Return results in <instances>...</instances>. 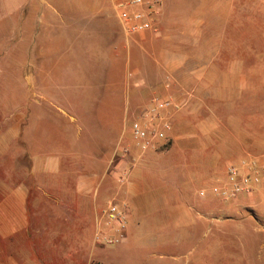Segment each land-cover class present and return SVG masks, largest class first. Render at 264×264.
Segmentation results:
<instances>
[{"label": "crops", "instance_id": "crops-1", "mask_svg": "<svg viewBox=\"0 0 264 264\" xmlns=\"http://www.w3.org/2000/svg\"><path fill=\"white\" fill-rule=\"evenodd\" d=\"M72 1L78 8L79 1ZM92 5L97 15L100 5L96 0ZM38 7L56 13L61 8L57 0H0V27L7 31L0 33V77L23 74L18 87L23 91L22 97L14 94L10 97L9 90H16V86L8 87L7 82L0 92V264H145L141 257L144 250H153L155 242L159 245L156 232L167 236L170 242H164L166 248L175 253L171 257H178L171 260L173 263L163 264H220L225 258L238 261V254L226 253V245L213 240V235L223 234L224 228L202 224L200 219L205 223L209 214L206 200L221 201L212 189L226 186L227 166H239L264 154L244 156L241 148L237 158L224 162L223 145L218 144L216 129L187 128L188 121L201 123L210 115L219 121L217 110L208 109L212 105L214 108L217 102L213 104L205 97L185 93L190 90L189 79L181 77L183 74L195 76L198 70L206 71L208 67L189 71L185 62L171 67L158 66L157 81L144 88L145 91L163 88L165 93L166 89L170 90L172 95L168 92L162 98L178 105L177 109L167 112L172 125L169 133L172 144L165 150L160 149L161 142L153 148L141 149L132 138L130 128L123 124L127 112L134 109L132 95L138 89L134 81L131 87L113 85L112 61H106L113 57L109 50L88 54V57L104 59L103 65L99 60L92 61L89 67H97L100 76L107 73L110 77L107 99L92 98L98 105L93 113L103 116L104 129L96 124L93 127L98 120L89 115L86 120L92 122L94 129L84 140L80 128L72 133L68 126L64 128L57 123L59 129L52 130L48 110L44 109L47 107L41 99L33 102L28 97L32 74L42 75L47 70V75L55 71L64 78L67 73L72 76L80 73V51L48 47L54 42H77L81 21H43L40 13L39 33H32V24L26 19L23 36L28 47L20 54L22 62H18L17 50L14 46L9 48V42L16 38V15L27 10L30 17L31 11ZM113 11L115 14L114 8ZM116 25L120 34L125 35L118 20ZM88 26L86 32L91 37L108 25L95 22ZM37 41L39 49H33L32 44ZM31 54L37 57L36 63ZM118 54L121 59L123 53ZM160 54L164 57L169 52ZM60 85L67 92L59 95V103L68 109H57L73 125L79 117L80 104L67 98L75 93V85L73 81ZM175 89L187 94L186 99L175 98ZM146 106L143 99L139 114ZM208 136L217 138L215 144L203 141ZM200 192H204L203 197ZM254 196L255 193L233 200L253 202ZM111 203L117 204L126 215L125 240L106 246L97 242L96 236L115 235L103 215ZM161 217L165 221L158 231L146 222V218Z\"/></svg>", "mask_w": 264, "mask_h": 264}, {"label": "rangeland", "instance_id": "rangeland-1", "mask_svg": "<svg viewBox=\"0 0 264 264\" xmlns=\"http://www.w3.org/2000/svg\"><path fill=\"white\" fill-rule=\"evenodd\" d=\"M78 1L77 8L75 2L72 5V0H57L61 6L57 13L38 7L33 9L28 17L30 11L21 10L16 15V38L9 42V48L14 46L17 50L16 60L22 62L20 54L22 56L28 47L23 36L26 19L32 24V33H39L40 13L43 14V21H81V36L77 42H54L49 43L48 47L80 51V73L73 76L67 73L64 78L61 73L55 71L49 75L46 74L47 70L43 71L42 75L36 76L34 72L32 74V90L28 91V97L30 96L33 102L35 99H41L44 107H47L44 109L48 110L46 114L52 130L59 129L57 123L63 124L64 128L68 126L72 133L80 128L81 138L84 140L95 124L104 129L106 123L103 116L93 113L98 109V105L92 102V98L107 99L110 77L107 73L100 76L97 67H89L93 65L92 61L100 60V65H103L104 59L88 57V54L93 51L102 54L109 50L113 57H108L106 61H112L113 85L116 83L118 87L119 84L124 87L128 84L131 87L134 81L138 89L137 93L132 95L133 99L135 98L134 109L127 112L123 122L127 129L135 120L142 119V113L147 109L139 114L143 99L148 105L151 99L162 98L168 92L172 95L170 90L166 89L165 93L163 88L146 91L144 89L154 80L157 81L158 66L171 67L185 62L189 71L208 67L206 71L198 70L194 73L195 76L183 74L181 77L186 76L189 79L190 90L185 93L196 98L205 97L213 104L217 102L214 108L212 105L208 109L211 112L217 110L219 119L216 121L215 116L210 115L201 123L188 121L185 123L187 128L201 131L216 129L218 144L223 145L224 162L237 158L241 148L244 149V156L247 153L256 156L264 154V0H159L160 13L154 21L157 32L148 31L140 38L120 34L112 0H96L100 5L97 15L92 10L93 5L91 6L94 0ZM95 22L106 23L108 26L99 34L89 37L86 30L90 23ZM0 29L1 34L7 32L3 31L2 27ZM32 48L39 49V42H34ZM119 51L123 53L121 59L117 57ZM165 51H168L169 55L160 56V53ZM31 58L33 62H37V59L34 61V58H37L34 54H31ZM132 71L135 75L130 77ZM197 73L199 75H196ZM22 77L23 74L19 73L0 77V92L3 90V83L7 82L8 87L12 84L16 86V90H9V96L14 94L17 98L22 97L23 91L18 88ZM70 81H73L76 91L67 99H73L80 104L79 117L73 125H70L57 109H68L59 103V95L67 92L60 84H70ZM185 93L177 90L175 98L186 99ZM128 98H131V95ZM172 99L174 100V97ZM167 112L168 110L164 112V116L170 120V114ZM89 115L98 120L93 127L92 122L86 120ZM216 140L215 136L203 138L207 144H215ZM171 144V139L166 143L161 142L160 149L165 150ZM254 198L253 202L242 199L206 200L209 214L204 219L205 223L203 219L200 221L205 225L223 227V234L213 235V240L226 245V253L239 255L238 261L236 258H225L220 264H264V184L257 189ZM212 210L216 212H210ZM147 221L158 231L165 218H146ZM155 234L160 242L159 245L155 242L153 250H144L141 257L145 264L173 263L171 260L178 257H171V254L175 253L169 251L164 244L170 240L163 234ZM170 236L172 235H169L171 239Z\"/></svg>", "mask_w": 264, "mask_h": 264}, {"label": "built area", "instance_id": "built-area-1", "mask_svg": "<svg viewBox=\"0 0 264 264\" xmlns=\"http://www.w3.org/2000/svg\"><path fill=\"white\" fill-rule=\"evenodd\" d=\"M113 8L122 31L126 36L141 35L148 31L157 32L154 24L160 13L159 0H112ZM177 109L168 98L151 99L142 119L135 120L130 126L132 138L141 149L153 148L156 143H166L172 125L165 118L164 112ZM226 186L212 192L221 200H233L253 196L264 184V156L242 162L241 165H228L226 168ZM204 196V192L199 193ZM108 224L115 231L113 236L97 235V242L106 245H117L125 240L126 215L117 204L111 203L103 211Z\"/></svg>", "mask_w": 264, "mask_h": 264}]
</instances>
